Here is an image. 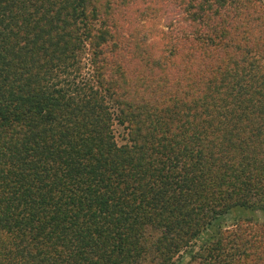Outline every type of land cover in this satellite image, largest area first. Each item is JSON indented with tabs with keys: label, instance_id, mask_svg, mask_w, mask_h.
<instances>
[{
	"label": "trees",
	"instance_id": "obj_1",
	"mask_svg": "<svg viewBox=\"0 0 264 264\" xmlns=\"http://www.w3.org/2000/svg\"><path fill=\"white\" fill-rule=\"evenodd\" d=\"M253 206L264 0H0V264H264Z\"/></svg>",
	"mask_w": 264,
	"mask_h": 264
},
{
	"label": "rangeland",
	"instance_id": "obj_2",
	"mask_svg": "<svg viewBox=\"0 0 264 264\" xmlns=\"http://www.w3.org/2000/svg\"><path fill=\"white\" fill-rule=\"evenodd\" d=\"M115 134L118 136V141L120 139V135L122 133V128L119 125H114ZM252 217L254 220H263L264 219V206H256V207H250V208H243V207H234L230 209L222 218V222L231 223L239 218L242 217ZM219 220L214 222L212 227L207 231V233L212 232L215 228ZM185 259H183L181 262H178L177 264H183ZM140 264H149L147 262H142Z\"/></svg>",
	"mask_w": 264,
	"mask_h": 264
}]
</instances>
